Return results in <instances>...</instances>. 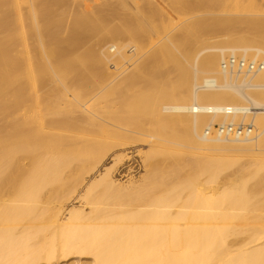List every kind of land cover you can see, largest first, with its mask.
Listing matches in <instances>:
<instances>
[{
  "label": "bare ground",
  "instance_id": "6f19581e",
  "mask_svg": "<svg viewBox=\"0 0 264 264\" xmlns=\"http://www.w3.org/2000/svg\"><path fill=\"white\" fill-rule=\"evenodd\" d=\"M62 2L0 0V264H264V1Z\"/></svg>",
  "mask_w": 264,
  "mask_h": 264
},
{
  "label": "rangeland",
  "instance_id": "374dc122",
  "mask_svg": "<svg viewBox=\"0 0 264 264\" xmlns=\"http://www.w3.org/2000/svg\"><path fill=\"white\" fill-rule=\"evenodd\" d=\"M123 1L126 7L121 10L119 6L114 7L113 9L114 12L112 13V16H111L112 21L110 19V16L108 15L109 12L107 15H104L102 13V10L104 9L107 3L108 4L112 3L114 2V0H86V3H81L80 1L68 0L69 3L67 4H64L62 2L61 3V27L65 26L66 23H68L67 21L69 20L70 15L72 13L73 14L78 13L82 18L89 20L92 23H95L96 19L101 20V25L103 27H95L94 31H101V30H106V29L117 31V30H120L121 27H123L124 29H127L126 32L129 34L131 33L130 30L134 31L137 28H147L148 20L153 19L154 24L156 25L160 24L159 18L157 17V15H155V9L157 7H161V1L163 5H165L166 8L169 10L172 9L171 7H174L172 5L173 2H171V0H149L150 2L153 1L152 5L146 3L144 0L143 1L135 0V2H133L132 0H123ZM256 1L262 4L264 0H256ZM173 12L170 13V12L165 11L166 17H164V20L166 24H168V20H170L171 22L174 20ZM75 16L78 18L76 14ZM149 16H151L152 19L149 18ZM181 16L183 15H179L180 19H181ZM186 16L188 17V15ZM219 36L221 35L216 34V35L209 36L210 41L213 43L218 42L220 39ZM164 41H167V39H164Z\"/></svg>",
  "mask_w": 264,
  "mask_h": 264
},
{
  "label": "built area",
  "instance_id": "2783aa9c",
  "mask_svg": "<svg viewBox=\"0 0 264 264\" xmlns=\"http://www.w3.org/2000/svg\"><path fill=\"white\" fill-rule=\"evenodd\" d=\"M222 68H226L227 70H249V71H254L258 68H262V64L260 63H247L243 62L240 59H235V58H228L224 62L221 63ZM215 130L220 133V135H232L234 137H245L250 134L251 127L247 126H242V125H226V126H215Z\"/></svg>",
  "mask_w": 264,
  "mask_h": 264
}]
</instances>
